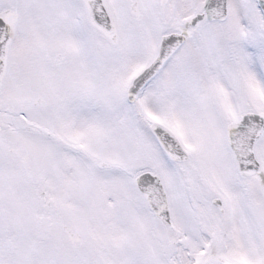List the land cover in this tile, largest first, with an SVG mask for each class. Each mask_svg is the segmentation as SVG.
<instances>
[{
  "label": "snow or ice",
  "instance_id": "snow-or-ice-1",
  "mask_svg": "<svg viewBox=\"0 0 264 264\" xmlns=\"http://www.w3.org/2000/svg\"><path fill=\"white\" fill-rule=\"evenodd\" d=\"M0 264H264V0H0Z\"/></svg>",
  "mask_w": 264,
  "mask_h": 264
}]
</instances>
